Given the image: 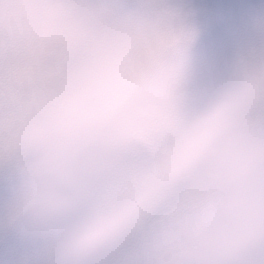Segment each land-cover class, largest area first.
I'll return each instance as SVG.
<instances>
[{
	"label": "clouds",
	"instance_id": "clouds-1",
	"mask_svg": "<svg viewBox=\"0 0 264 264\" xmlns=\"http://www.w3.org/2000/svg\"><path fill=\"white\" fill-rule=\"evenodd\" d=\"M176 28L158 4L0 0L12 207L47 264L264 258V52L210 75ZM25 68L45 99L10 114Z\"/></svg>",
	"mask_w": 264,
	"mask_h": 264
},
{
	"label": "rangeland",
	"instance_id": "rangeland-1",
	"mask_svg": "<svg viewBox=\"0 0 264 264\" xmlns=\"http://www.w3.org/2000/svg\"><path fill=\"white\" fill-rule=\"evenodd\" d=\"M119 3L124 11L145 3L167 9L177 25L172 39L181 41L188 36L197 61L210 75L227 71L241 53L264 52V0H119ZM3 64L4 51L0 44V264H47L43 243L14 218L12 205L19 170L15 160L4 152ZM38 71L37 68L17 71L18 87L10 88L8 93L10 114L14 101L26 91H31L40 102L45 99L38 89L25 88ZM260 113H264V107L258 108ZM255 264H264V258H258Z\"/></svg>",
	"mask_w": 264,
	"mask_h": 264
}]
</instances>
